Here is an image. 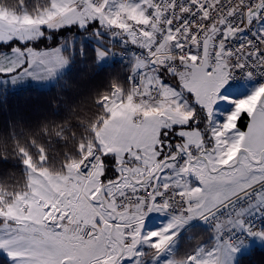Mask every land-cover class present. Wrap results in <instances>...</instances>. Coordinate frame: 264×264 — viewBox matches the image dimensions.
Segmentation results:
<instances>
[{
	"label": "snow or ice",
	"instance_id": "obj_1",
	"mask_svg": "<svg viewBox=\"0 0 264 264\" xmlns=\"http://www.w3.org/2000/svg\"><path fill=\"white\" fill-rule=\"evenodd\" d=\"M13 17L0 43L27 45L0 49L13 82L68 64L61 46H32L45 29L94 26L138 54L129 87L98 98L102 115L59 175L41 171L43 147L38 163L17 149L29 184L0 202L7 264H236L246 237L264 240V0H52L24 25ZM182 233L200 239L177 260Z\"/></svg>",
	"mask_w": 264,
	"mask_h": 264
},
{
	"label": "trees",
	"instance_id": "obj_2",
	"mask_svg": "<svg viewBox=\"0 0 264 264\" xmlns=\"http://www.w3.org/2000/svg\"><path fill=\"white\" fill-rule=\"evenodd\" d=\"M51 1L0 0V7L19 12L24 9L35 15L46 9ZM57 40L45 36L34 46L53 48L62 43ZM88 44L78 62L73 63L57 85L47 89L30 86L21 90L0 86V152L7 156V164H0V188L4 197L13 193L18 196L28 190V172L18 155L19 147L28 149L35 162L39 160L37 149L43 147L48 155L46 168L60 171L61 165L70 162L66 157L76 159L79 143L89 138L93 123L102 115L98 98L108 93L114 83L128 84V69L125 71L118 64L99 67L96 48ZM13 45L0 43V49L10 50ZM187 250L182 245L179 255ZM0 264H7V259L1 255ZM237 264H264V247H254L251 253L241 256Z\"/></svg>",
	"mask_w": 264,
	"mask_h": 264
},
{
	"label": "rangeland",
	"instance_id": "obj_3",
	"mask_svg": "<svg viewBox=\"0 0 264 264\" xmlns=\"http://www.w3.org/2000/svg\"><path fill=\"white\" fill-rule=\"evenodd\" d=\"M51 7H52V1H51V4L46 9L40 11L39 13H35V15H33L32 13L24 9L21 12H19V11L10 9V8L6 9V8L0 7V20H9L10 22L15 23L16 20L13 17V13H15L16 17L20 18L19 23L21 25H24L26 23L23 20V16L25 14H27L32 20H35L36 18L41 17L46 11L51 9ZM93 27L94 26H89L87 29H81L79 26L73 25V26L65 27L59 31H49L48 29H45V36L47 38L50 37V38L55 39V41L57 39L62 41V43H60L59 46H61L62 51L64 52V55L68 59V64L64 66L63 68L57 70V72L52 77L47 78L46 80H36V79H32L31 77H24L22 79H17L15 82H13L11 77L0 76V86L3 88H10L12 90H21V89H24L30 86L37 87L40 89H47V88L52 87L53 85H57L59 82L62 81L64 76L69 72V69L72 67L73 63L78 62L77 60L79 56H81L85 52L84 46L87 45V43L93 45L95 48L109 47L112 49V51L109 53L107 57L97 59V64L99 65V67L117 65V63H114V61H112L113 59H112L111 54L113 52L120 51L121 46L125 48L132 47V46L126 45L124 42H122V40L124 39L123 37L113 38L107 32L104 33L102 39H98L93 34ZM12 43L14 44L13 46H20V47L27 46V45H19V42L15 40L7 44H12ZM35 43L32 44L33 47H35L34 46ZM3 51L7 52L9 50H3ZM125 69L126 68H124V70ZM124 87L125 88L129 87V84L124 85ZM246 92H247L246 88L237 90V94H245ZM35 163H38V162H35ZM41 171L47 172L50 175L60 174V171L57 172L54 170H50L48 168H43L41 169ZM28 179H29V176H28ZM0 193H2V195H0V202L8 200V198L4 197V194L1 188H0ZM7 206L8 205L6 203L5 207ZM254 247H264V240H260L255 237H250L249 240L244 241V243L240 247L239 252L236 254V264L238 263V260L241 256L251 253Z\"/></svg>",
	"mask_w": 264,
	"mask_h": 264
},
{
	"label": "built area",
	"instance_id": "obj_4",
	"mask_svg": "<svg viewBox=\"0 0 264 264\" xmlns=\"http://www.w3.org/2000/svg\"><path fill=\"white\" fill-rule=\"evenodd\" d=\"M138 50L135 48H128V49H123L119 52H116L113 54V61L117 64H120L124 66L125 68L128 69V74H127V79L129 75V70L131 68L133 61V55L137 52ZM138 54V52H137ZM252 86V83L250 82L249 88ZM163 216V215H162ZM167 217V216H164ZM168 218V217H167ZM255 222L258 223L261 226H264V217H255ZM207 227V226H205ZM249 237H246L245 240H247Z\"/></svg>",
	"mask_w": 264,
	"mask_h": 264
},
{
	"label": "crops",
	"instance_id": "obj_5",
	"mask_svg": "<svg viewBox=\"0 0 264 264\" xmlns=\"http://www.w3.org/2000/svg\"><path fill=\"white\" fill-rule=\"evenodd\" d=\"M168 220V218L164 217V216H160L159 219L157 218H153L152 221L149 222L148 227L151 228H159L161 225H163L164 223H166ZM182 238L181 240L175 245L173 251L176 254V259L179 260L182 258V256H180V250L182 248V245L185 246V250L186 249H190L193 245H195L198 240L200 239V236L198 234H193V239L191 241H188L186 238L183 237V233L181 234Z\"/></svg>",
	"mask_w": 264,
	"mask_h": 264
},
{
	"label": "clouds",
	"instance_id": "obj_6",
	"mask_svg": "<svg viewBox=\"0 0 264 264\" xmlns=\"http://www.w3.org/2000/svg\"><path fill=\"white\" fill-rule=\"evenodd\" d=\"M4 156H5V154L2 153V152H0V158H2V157H4ZM5 202H8V201L6 200Z\"/></svg>",
	"mask_w": 264,
	"mask_h": 264
}]
</instances>
